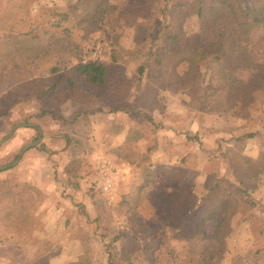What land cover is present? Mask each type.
I'll use <instances>...</instances> for the list:
<instances>
[{"label":"rangeland","instance_id":"1","mask_svg":"<svg viewBox=\"0 0 264 264\" xmlns=\"http://www.w3.org/2000/svg\"><path fill=\"white\" fill-rule=\"evenodd\" d=\"M192 1L0 0V141L17 123L38 124L18 128L0 147V167L7 166L0 185L9 188L0 200V264H176L199 253L211 264H264V175L233 170L222 156L237 136L264 130V88L245 112H213L219 80L198 97L170 68L152 65L161 31L173 22L209 42ZM100 2L97 17L88 19ZM252 5L215 0L206 9ZM17 37L28 46L23 58L5 50L13 44L5 38ZM236 37L253 51V65L240 75L264 83V22ZM95 60L107 64V82L91 87L76 68ZM69 77L91 91L89 101L71 98ZM39 128L41 141L16 157L38 139ZM152 145L156 150L144 159ZM127 149L135 163L121 156ZM242 151L257 158L263 138L248 139ZM183 166L198 196L211 175L229 177L230 191L240 200L248 196L245 208L257 218L234 217L224 243L213 228L195 240L175 237L170 204L178 182L164 170Z\"/></svg>","mask_w":264,"mask_h":264},{"label":"trees","instance_id":"2","mask_svg":"<svg viewBox=\"0 0 264 264\" xmlns=\"http://www.w3.org/2000/svg\"><path fill=\"white\" fill-rule=\"evenodd\" d=\"M213 1L215 0H193L189 5L191 11L200 17L201 28L207 31V35L210 37L209 42L203 44L196 34H188L184 28V22H173L161 31L162 41L161 44H156L157 47L155 46V58L152 65L155 66V69L170 68L181 87L196 91L195 95L198 97L202 92L212 87L213 80H219L221 96L213 101L209 111L221 112L241 108V111L245 112L248 106L254 102L255 93L264 88V83L260 79L245 78L240 75L241 69L253 65V51L244 42L236 39V36L244 35L250 27L264 22V0H251L253 2L251 7L240 10L232 6L227 12L214 8L206 9L207 4ZM217 1L224 4L230 0ZM100 7L101 2L96 4L87 18L97 17ZM58 14L66 15L59 12ZM5 39L7 44L13 43L5 48L7 54L14 53L23 58L26 53L25 50L28 49L24 39L21 37ZM32 57L39 59L40 54ZM2 65V61H0V73L4 69ZM182 68H184L183 71ZM76 70L78 76L91 87L107 82L108 66L105 62L98 60L82 61ZM145 70V65H142L140 72L143 74ZM67 83L71 89L73 100L81 103L90 100L91 91L84 90L76 79L69 77ZM38 91L40 92V90ZM37 95L42 100L47 93L40 92ZM39 114L45 115V109L41 110ZM76 119L75 117L73 121ZM34 127L38 128V126ZM257 136H261L264 140V130H254L237 136L235 144L222 155L231 169L237 170L247 167L255 178L264 175V151L257 158H252L245 155L242 149L248 139ZM188 137L194 139V137ZM67 138L71 142V138L69 136ZM154 150H156V145L150 146L147 153L141 156L144 159H150V154ZM127 151L128 155L121 154V156L129 162L135 163L136 160L131 157L132 153L129 149ZM134 154L138 155L137 153ZM18 156L19 154L16 155V157ZM76 167L73 166L70 169L75 174L80 169ZM147 170V176L154 173L151 168ZM164 171L165 174L175 178L178 182L177 193L170 204V217L175 224V237L195 240L205 236L206 231L213 228L215 240L224 243L226 237L231 233L230 222L234 217L242 215L246 220L257 218L250 208H245L251 203L248 196L240 200L230 191L227 186L230 181L229 177L221 174L211 175L207 183V191L202 196H198L185 182V175L188 172L186 166H183L181 170L166 168ZM241 183L244 184L243 181ZM2 186L1 184V201L6 196L9 197L7 194L9 188L3 192ZM242 189L247 194V184L242 186ZM213 204L217 206L215 207ZM205 207L207 208L206 212L201 214ZM134 215L137 216L135 213ZM138 220L140 221V217ZM114 251L109 249V258H113ZM176 264H211V261L199 253L189 260Z\"/></svg>","mask_w":264,"mask_h":264},{"label":"water","instance_id":"3","mask_svg":"<svg viewBox=\"0 0 264 264\" xmlns=\"http://www.w3.org/2000/svg\"><path fill=\"white\" fill-rule=\"evenodd\" d=\"M27 126H38L37 123H29V122H20L17 123L16 125L13 126L12 130L9 132V134H7L1 141H0V147L14 134V132L20 128V127H27ZM39 137L36 141L29 143L28 145H26L23 150L20 152L19 157H21L24 153V151L28 150L31 147L36 146L42 139V130L41 128H39ZM19 158L14 162H18ZM7 166H1L0 169H6Z\"/></svg>","mask_w":264,"mask_h":264},{"label":"built area","instance_id":"4","mask_svg":"<svg viewBox=\"0 0 264 264\" xmlns=\"http://www.w3.org/2000/svg\"><path fill=\"white\" fill-rule=\"evenodd\" d=\"M112 182V181H111ZM113 184V183H112ZM112 184H110V186L112 185Z\"/></svg>","mask_w":264,"mask_h":264}]
</instances>
